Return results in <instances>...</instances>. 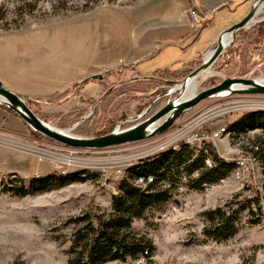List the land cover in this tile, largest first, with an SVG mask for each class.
Instances as JSON below:
<instances>
[{
  "label": "rangeland",
  "instance_id": "rangeland-1",
  "mask_svg": "<svg viewBox=\"0 0 264 264\" xmlns=\"http://www.w3.org/2000/svg\"><path fill=\"white\" fill-rule=\"evenodd\" d=\"M145 1L0 0V81L13 91L42 94V85H61L58 79H62V76L65 79L72 77L69 69L74 68L79 71L81 80L66 82L62 90H53L50 98L26 99L27 103L28 100L38 101L39 104H33L38 114L30 108L42 119L64 131L71 130L79 123L70 122V116L76 110H86L85 116L89 118L84 122L87 124H80L72 131L73 135L93 137L95 124H100L101 130L107 126L112 132L127 119L138 116L152 100L113 104V97H110L112 89L108 90L106 86L99 89L104 79L80 86L85 78L92 76L83 70L90 62L98 65L104 60L102 57L110 43V36L105 33L107 22L93 14L107 6L127 11L143 6ZM254 1L223 0L230 7L221 9L213 22L218 23L223 16L227 22L238 19L251 8ZM256 20L263 22L243 31L253 30L264 23V8ZM256 33L251 32L248 36L254 38ZM239 60L240 67L235 71L244 73L249 66L247 48L242 50ZM263 65L249 75L237 77L264 76ZM108 71L103 70L98 74L105 78ZM221 81L220 77L212 76L198 86V91ZM107 82L114 83V89L120 92L129 89L130 81L125 78L114 76ZM97 89L100 91H96L98 94L91 98ZM81 93L87 99L81 97ZM170 99L158 101L152 113ZM259 109H264V95L209 99L184 113L174 127L164 134L143 142L92 150L73 149L36 132L37 135L18 115L0 106V264H69L68 252L80 229V225L70 220L86 214L111 212L112 197L119 192L121 183L118 169L126 173L141 159L167 151L173 135L184 130L187 124L195 122L190 131L198 129L210 132L214 129L211 127L207 130L209 123L221 119L227 123L229 116L239 117ZM105 114H109L110 120H103ZM198 119L206 120L201 122ZM135 123L127 122L122 128ZM217 125L223 126L221 122ZM260 135L256 131L237 140L226 137L225 146H222L224 138L218 140V145L214 142L207 144L213 146L219 157L231 162L249 151L250 145ZM219 151L226 153L222 155ZM82 171L99 177L26 196L15 195L16 189H11L14 185L9 184L15 178L14 174L29 181L52 173ZM231 175L228 177L229 184L217 187L212 194L190 189L181 194L175 191L169 202L155 206L146 212L143 219L134 221L132 231L151 239L156 247L151 261L141 259L108 264H264V200H261L262 212L255 210L256 214H252L251 207H248L250 200L263 196L264 174L250 165L241 182L234 183ZM104 179L108 180L107 187L100 184ZM244 206L248 208L242 210ZM219 207L226 208L230 213L239 211V232L221 242L208 239L203 234L209 226L203 213Z\"/></svg>",
  "mask_w": 264,
  "mask_h": 264
},
{
  "label": "trees",
  "instance_id": "trees-1",
  "mask_svg": "<svg viewBox=\"0 0 264 264\" xmlns=\"http://www.w3.org/2000/svg\"><path fill=\"white\" fill-rule=\"evenodd\" d=\"M100 1L102 0H89L92 3H99ZM106 1L115 3L117 0ZM251 32H257V35L251 38L248 36L251 35ZM244 48L248 49L249 66L246 72L240 73L235 70L240 67V53ZM263 63L264 23L253 30L240 31L234 46L217 62L215 70L234 78L255 72ZM200 64L201 61L198 62V65ZM123 69L125 71L128 68H116L108 71L104 80L100 82L103 86L108 87V90L112 89L110 97H113V104H124L139 99L152 100L160 94V89L166 86L163 82V76L156 74L150 78L131 80L128 90L117 91L114 89L115 84H110L107 80L114 76L120 77ZM213 82L217 83L216 80ZM33 104H39V102L28 100V105L37 113L38 111ZM8 111L13 113L11 110ZM85 113L86 110H76L75 114L70 116V122H80ZM103 120H110L109 114H105ZM111 123L109 122V124ZM83 124H87V122ZM95 127L96 130L92 132L93 137L111 133L107 126L103 130H101L100 124H95ZM256 131H259L261 135L251 145L259 148L256 156L264 174V109L247 112L228 125V132L231 133L232 140H237ZM35 134L37 133L35 132ZM207 156H212L214 161V166L208 169L205 168ZM235 169V162H229L219 157L210 144H206L205 148L197 154L196 150L182 142L178 150L170 148L156 156L141 159L127 170V179L121 181L119 192L112 197L110 213L86 214L70 220L71 223L80 225V229L76 232L72 247L68 252L69 264H108L116 261L127 262L141 259L151 261L156 253V247L151 239L132 231L134 221L143 219L146 212L155 206L169 202L183 176L190 177L196 172H200L198 178L189 180L188 188L202 191L204 184H217L228 178ZM149 176L154 177V182L146 190L133 184L134 179ZM14 177L13 180L9 181L10 185H14L11 189H16L14 191H16L15 195L17 196H26L62 188L82 180L98 178L99 175L82 171L70 174L52 173L47 176L32 178L29 181L20 179L16 174ZM166 183L170 185V188L165 187ZM261 200H264V193L262 197L249 201L248 207H251L252 214H256L255 210L262 212ZM248 207L244 206L242 210H246ZM238 214L239 211L230 213L223 207L204 212L203 216L209 224L204 229V236L218 242L233 238L239 232Z\"/></svg>",
  "mask_w": 264,
  "mask_h": 264
},
{
  "label": "crops",
  "instance_id": "crops-1",
  "mask_svg": "<svg viewBox=\"0 0 264 264\" xmlns=\"http://www.w3.org/2000/svg\"><path fill=\"white\" fill-rule=\"evenodd\" d=\"M194 6L210 14V26L199 30L192 29L189 10ZM226 7L230 6L225 5L223 0H146L143 6L127 11L114 6L98 9L93 15L99 19L104 18V21L107 22V32L105 33L109 34L110 43L102 57L104 60L98 65H93L90 62V65L83 71L89 75H95L103 70L111 71L127 67L128 69L121 71L120 77L129 81L137 78H150L156 74L157 76L162 75L164 80H181L199 66L198 62H202L203 56L213 46L220 33L241 21L249 11V9L245 10L234 21L227 22L223 16L218 23H214L216 14ZM76 72L78 73L76 74ZM69 73L72 77L65 79L62 76V79H58L61 83V85H57L58 87L51 86V84L42 85L40 90L43 95L37 92H15L26 99H39L43 96L50 98L53 95V90H62L66 82L76 83L81 80L80 73L76 69H69ZM262 73L264 74V65ZM48 80L55 81L49 78ZM101 88L104 86L99 87L100 90ZM99 89L95 90V93L90 97H95L98 94L96 91ZM80 96L87 99L82 93ZM240 117L229 116L227 125ZM198 120L202 122L206 119ZM222 121L221 119L219 122L224 125ZM219 122L209 123L206 126L207 130L211 127L217 130ZM194 124L195 122L185 124L187 127L184 130L174 134L170 148L182 142L183 135L181 133L190 131V127ZM224 140L226 141L227 138L225 137ZM225 141L222 146L227 144ZM218 142L220 141L217 140L214 144L218 145ZM224 152L221 154L224 155Z\"/></svg>",
  "mask_w": 264,
  "mask_h": 264
},
{
  "label": "water",
  "instance_id": "water-1",
  "mask_svg": "<svg viewBox=\"0 0 264 264\" xmlns=\"http://www.w3.org/2000/svg\"><path fill=\"white\" fill-rule=\"evenodd\" d=\"M260 7H262V9L264 8V0H255L241 21L235 23L218 36L217 40L209 50L212 51L210 58H206L205 54L201 64L181 80H163L166 86L160 89V94L152 99L151 103L143 112L136 117L127 119L107 135L99 137H82L66 133L62 129L57 128L55 125L48 123L38 116L30 108L26 98L17 92L4 87L1 81L0 106L8 108L18 115L33 131L60 145L73 149L105 150L126 144L150 140L157 135L164 134L172 129L184 113L192 110L203 101L215 98H226L234 95H264V76L256 77L250 75L247 77L231 78L213 70L217 61L231 46H233L237 34L240 31L250 29L254 25L263 22L256 20V18L262 13ZM228 34L232 35V40L229 44H226L225 37ZM208 72L211 74L210 77H220L222 81L219 84L200 92L197 87L192 93L190 90L191 84ZM103 79V75L95 74L85 78L80 83V86L91 81H101ZM204 82L205 79H201L199 85ZM168 97L171 99L161 108L152 113L155 104L161 99ZM88 118L89 116H85L79 123L74 125L71 130L73 131L76 129ZM130 121H136L137 123L128 128H122L123 124Z\"/></svg>",
  "mask_w": 264,
  "mask_h": 264
},
{
  "label": "built area",
  "instance_id": "built-area-1",
  "mask_svg": "<svg viewBox=\"0 0 264 264\" xmlns=\"http://www.w3.org/2000/svg\"><path fill=\"white\" fill-rule=\"evenodd\" d=\"M189 17L192 29L199 30L203 27L210 26L211 24V16L209 13L203 11L199 7H192L189 10ZM182 138H184V143L188 144L192 149L196 150V153L198 154L200 151H202L205 148V145L207 143H213L217 140H221L222 138H230L232 140V135L230 132H228V125L227 123H224L222 127H219L217 130H212L210 132L204 131V130H198L194 129L193 131H184L181 133ZM182 143V142H181ZM179 145H176L173 147V149L178 150ZM94 150V149H92ZM259 148L257 146L250 145L249 151L246 153H243L242 156L238 157L237 159H233L231 162H235L236 169L232 173V179L233 182L239 183L243 180L244 174L247 170H249V166H254L259 171L261 170V164L256 156V152H258ZM214 166V161L211 158V156H207L205 159V168H212ZM117 174L121 177V181L123 179H127V174L124 173L121 169L117 170ZM200 175V172H196L192 176H183L181 179V183L177 187V193L181 194L189 190L188 183L190 179L198 178ZM129 180V179H128ZM154 182V177H138L133 180V184L143 190H146L148 186H150ZM229 178L221 180L217 184H204L202 192L205 194H212L213 191L220 186H224L229 184ZM102 187L108 186V180L104 179L101 181ZM166 188H170L169 184H165ZM174 211L176 212L177 209L174 208ZM139 263V262H138Z\"/></svg>",
  "mask_w": 264,
  "mask_h": 264
},
{
  "label": "bare ground",
  "instance_id": "bare-ground-1",
  "mask_svg": "<svg viewBox=\"0 0 264 264\" xmlns=\"http://www.w3.org/2000/svg\"><path fill=\"white\" fill-rule=\"evenodd\" d=\"M262 10V7H260V11ZM231 40H232V35L231 34H228V35H226V37H225V43L226 44H229L230 42H231ZM211 55H212V51H209L207 54H206V58H210L211 57ZM210 76H211V74L208 72V73H206V74H203L202 76H201V78H199L198 80H196L195 82H193L192 84H191V92L193 93V91L195 90V88H197L198 87V85H199V82H200V80L201 79H205V81L207 80V79H209L210 78ZM64 131V130H63ZM66 133H70V134H72V130H69V131H65ZM73 135V134H72Z\"/></svg>",
  "mask_w": 264,
  "mask_h": 264
}]
</instances>
